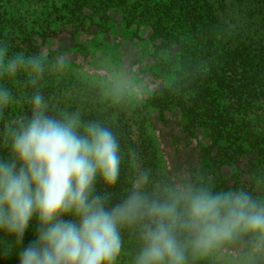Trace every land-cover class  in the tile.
Here are the masks:
<instances>
[{"label": "trees", "instance_id": "obj_1", "mask_svg": "<svg viewBox=\"0 0 264 264\" xmlns=\"http://www.w3.org/2000/svg\"><path fill=\"white\" fill-rule=\"evenodd\" d=\"M121 38L149 42L146 59L131 71L142 76L141 96L93 82L71 57L83 55L86 42L96 54L108 43L118 47ZM0 52L5 65L22 55L43 68L39 75L24 66L14 76L0 75V89L10 93L0 106V159L11 157V134L31 119L39 94L45 115H76L81 131L95 122L113 132L118 180L110 187L99 177L95 183L110 204L131 192L142 174L141 191L160 199L197 191L250 196L264 185V0H0ZM172 122L180 129L170 128ZM192 147L203 165L183 163L184 178L174 179L177 167L166 162L173 156L188 161ZM247 155L257 157L256 173L232 184L228 164ZM37 227L34 218L22 244L0 231V264H19ZM121 236L115 264H134L140 228L125 227ZM196 253L186 249V264H200Z\"/></svg>", "mask_w": 264, "mask_h": 264}, {"label": "clouds", "instance_id": "obj_2", "mask_svg": "<svg viewBox=\"0 0 264 264\" xmlns=\"http://www.w3.org/2000/svg\"><path fill=\"white\" fill-rule=\"evenodd\" d=\"M0 75L30 67L39 75V59L17 55L3 62ZM31 119L12 132L11 157L0 159V231L22 244L30 223L36 238L19 252V264H115L122 249L121 230L139 226L141 248L134 264H186V249L207 253L238 233H251L264 247V205L245 193H191L151 198L141 186L120 202L95 192L97 177L113 186L121 157L113 132L99 123L81 131L76 115H45L41 95L33 97ZM10 102L0 89V106ZM65 217H73L66 219ZM186 237L182 242L180 237ZM11 244L5 242V254Z\"/></svg>", "mask_w": 264, "mask_h": 264}, {"label": "rangeland", "instance_id": "obj_3", "mask_svg": "<svg viewBox=\"0 0 264 264\" xmlns=\"http://www.w3.org/2000/svg\"><path fill=\"white\" fill-rule=\"evenodd\" d=\"M145 44L137 40L129 43L120 41L117 44L119 48H116V45L107 46L104 50L101 49L97 56L87 48L83 50L85 54L82 56L83 63L79 71L85 77L92 78L95 83L101 81L104 84H110L109 86L119 93L138 96L142 92L143 83L140 76L131 74V70H137V51ZM173 158L174 161L166 162V164L169 169L173 165L177 167L174 175V179L177 180L179 166L182 162L175 156ZM195 158L190 159V165H193ZM250 166L245 162V169H249ZM258 200V205H264V194L259 196ZM248 234L251 237L250 240L233 241L230 238L218 243L213 247L216 251L212 253V260L198 262L200 264H264V247H258L254 242V235Z\"/></svg>", "mask_w": 264, "mask_h": 264}, {"label": "flooded vegetation", "instance_id": "obj_4", "mask_svg": "<svg viewBox=\"0 0 264 264\" xmlns=\"http://www.w3.org/2000/svg\"><path fill=\"white\" fill-rule=\"evenodd\" d=\"M118 31H120L118 28H113L112 30H110V32L111 33H115V34H117V32ZM141 33H143V31H141ZM134 40H137L136 38H134V39H130V40H128V39H124V38H121V39H118V41H117V44H118V42H120V41H125V42H127V43H129V42H131V41H134ZM137 41H143V42H145L146 44L144 45V47L142 46V47H140L141 49L140 50H138L137 51V65H138V68H137V70H135V71H138L139 70V67L141 66V63H143L144 62V60L146 59V54H147V47H148V44H149V42L146 40V39H142V40H137ZM88 45V42H86L85 44H84V47H83V49H82V51L83 50H86L87 48L88 49H90V52H94L95 50H94V48L93 47H88L87 46ZM114 45H116V43L115 44H107V46H114ZM116 48H119V47H116ZM101 52V51H100ZM100 52H98V53H96L95 55L97 56ZM84 51H83V55H81V54H76V55H74L73 56V54H71V57L73 58L74 57V60L75 61H81L82 63H83V60H82V56H84ZM94 54V53H93ZM85 58H86V56H85ZM141 62V63H140ZM81 67V66H80ZM79 67V68H80ZM79 71V70H78ZM131 71H133V69L131 70ZM66 74L67 73H70V71L68 72H65ZM140 76V77H139ZM138 77L139 78H142V76L140 75V73H139V75H138ZM99 82H101V81H99ZM102 84H104L103 82H101ZM107 85V84H106ZM142 94H140V96H141ZM160 124V123H159ZM178 124L177 123H169L168 124V126L170 127V128H173V129H175V128H177V129H180L178 126H177ZM175 127V128H174ZM175 133H177L178 135H181L177 130H176V132ZM193 146V145H192ZM190 150H193V151H195V152H191ZM188 161H185V160H182L181 158H178V159H180L181 160V165L179 166V173H178V178H177V180H180V181H182V179L184 178V175H183V173H182V169H183V163H188V165H190L189 164V161H191L190 159H193V158H195L193 161H194V163H193V165H190L191 167H193V166H197V165H203V162H198V161H200L201 160V157H200V154L199 153H197V151L195 150V147L193 148L192 147V149H189L188 151ZM256 159H257V157L255 158V156H252L251 158H250V156H245L242 160H240V161H233L232 163H229L228 165V167H227V169H226V173L228 174V176H229V180L230 181H232V184H233V182L235 181V180H244V179H248V178H250V177H252L255 173H256ZM245 162L246 163H249L251 166H250V168L249 169H245ZM237 164H239V165H237ZM232 168H235L236 170L235 171H231L232 170ZM237 171H239V173H238V175H236V172ZM240 172H242L241 174H240ZM262 194H264V185L263 186H261V187H254L253 188V190L251 191V193H250V197H252L253 199H256V202L257 203H259V200H258V197L259 196H261ZM264 202V201H263ZM250 236H249V234L248 233H238V234H236V235H234L231 239L233 240V241H238V240H250ZM215 251H216V249H211V250H209L207 253H204V254H201V253H196V255H198V261L200 262H206V261H210V260H212V258H213V255H212V253H215Z\"/></svg>", "mask_w": 264, "mask_h": 264}]
</instances>
